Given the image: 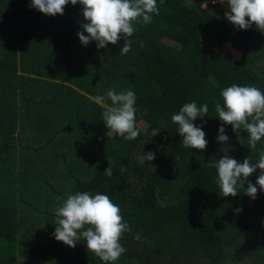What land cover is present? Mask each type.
Wrapping results in <instances>:
<instances>
[{
    "label": "trees",
    "instance_id": "16d2710c",
    "mask_svg": "<svg viewBox=\"0 0 264 264\" xmlns=\"http://www.w3.org/2000/svg\"><path fill=\"white\" fill-rule=\"evenodd\" d=\"M30 3L0 0V264H264V191L256 185L253 199L238 183L237 195L224 197L216 169L224 147L257 162L264 137L252 149L249 134L215 112L233 84L264 92V32L234 26L220 4L157 0L159 14L134 22L131 51L120 55L123 38L82 45L79 3L46 23ZM224 43L242 57L232 61ZM109 90L136 94V139L107 129L92 98ZM193 101L209 106L193 121L204 150L184 147L171 120ZM221 126L227 145L216 139ZM150 151L155 159H142ZM259 172L248 177L253 185ZM84 191L108 195L130 227L117 261H101L83 239L72 248L53 235L55 208Z\"/></svg>",
    "mask_w": 264,
    "mask_h": 264
},
{
    "label": "clouds",
    "instance_id": "9594fccd",
    "mask_svg": "<svg viewBox=\"0 0 264 264\" xmlns=\"http://www.w3.org/2000/svg\"><path fill=\"white\" fill-rule=\"evenodd\" d=\"M216 4L218 0H211ZM71 3L82 6L83 17L86 22L81 24L82 31L77 36L82 45L87 46L95 41L98 49L109 44L117 45L123 38L124 45L119 54L126 55L131 51V37L137 30L133 25L138 18L142 22L151 23L153 14H159L157 0H31L30 8H35L47 16L63 15L66 5ZM163 4L164 0H160ZM223 5L225 0H219ZM207 8V4H203ZM230 11L225 17L239 29L247 30L255 24L256 28L264 32V0H227ZM84 33H87L85 35ZM223 104L215 103V112L224 123L232 126L234 132L243 128L249 134L248 144L255 149L257 142L264 137V92L255 86H239L233 84L224 88L221 93ZM111 101V106L105 99ZM105 96L93 97L95 103L104 107L103 121L107 129L123 137L125 140H134L139 135L136 126L135 113L136 94L131 91L117 93L109 90ZM209 106H198L196 102L184 104L177 114L171 117L172 122L178 125V133L183 137L184 147L204 150L208 144L202 126L193 123L198 117L208 116ZM159 130L153 129L152 135ZM217 141L227 145L229 137L225 134L223 126L219 128ZM225 155L218 160V186L224 197H235L238 193L237 184L247 182L246 194L255 199L257 186L264 191V150L255 163L248 157L241 163L228 156L229 149L224 147ZM149 161L155 159L153 152L145 153ZM259 175L256 184L248 181L256 170ZM109 177L112 170H104ZM59 199V198H58ZM120 207L113 203L108 195L97 193L94 196L87 191L68 195L63 202L55 208L56 221L53 233L57 241L75 248L78 241L86 242L88 251L93 252L101 261H117L126 251L120 243L122 235L130 230L129 225L123 222ZM237 212L240 209L236 210ZM139 239V236L136 237Z\"/></svg>",
    "mask_w": 264,
    "mask_h": 264
},
{
    "label": "rangeland",
    "instance_id": "374dc122",
    "mask_svg": "<svg viewBox=\"0 0 264 264\" xmlns=\"http://www.w3.org/2000/svg\"><path fill=\"white\" fill-rule=\"evenodd\" d=\"M204 3H206L207 5H209V4H213L212 2H211V0H202V7L203 8H205L204 6H203V4ZM216 4H220L219 3V0H218V2L216 3ZM221 5V4H220ZM221 6H223L226 10H228V11H230V9L228 8V6H227V0H225V3L223 4V5H221ZM49 20H51V16H47V15H45V14H43L42 15V17H41V21H42V23H46V22H48ZM254 26V24L252 25V27ZM211 35V36H210ZM215 34L213 33H209V38L211 39V38H213V37H215L214 36ZM58 36V35H57ZM61 37V36H60ZM58 39H59V37H57ZM163 42H167V41H163ZM168 44H170V43H168ZM220 50H221V52H223V53H225V52H229L230 53V58H231V60L232 61H234V60H238V59H240L241 57H242V53L240 52V51H238V50H234L233 48H232V46L229 44V43H224L223 45H221V47H220ZM138 125H139V127L141 128V129H144L145 128V125H143V123L142 122H138L137 123ZM245 199V198H244ZM251 201V200H250Z\"/></svg>",
    "mask_w": 264,
    "mask_h": 264
}]
</instances>
